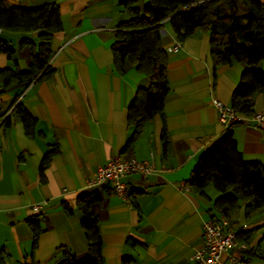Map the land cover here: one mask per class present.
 <instances>
[{
    "label": "crops",
    "instance_id": "0c3cea01",
    "mask_svg": "<svg viewBox=\"0 0 264 264\" xmlns=\"http://www.w3.org/2000/svg\"><path fill=\"white\" fill-rule=\"evenodd\" d=\"M121 1L6 0L25 8L56 3L61 30L50 42L53 73L23 91L10 84L0 93V264H57L65 250L81 256L86 241L75 201L89 190L100 195L90 208L98 217L103 264H190V256L202 246V222L211 217L209 209L218 192L212 186L205 188V194L185 191L180 183L186 182L199 154L224 131L212 98L230 104L244 63L234 60L217 66L213 82L208 32L196 29L185 37L178 49L167 52L168 93L162 114L148 120L122 152L130 132L126 108L136 87L145 85L146 79L132 66L120 74L112 63L114 31L119 22L133 16ZM146 2L134 0L132 6ZM161 28L166 48L176 35L167 20ZM38 33L1 31L0 38L14 48L16 62L0 52V68L26 69L31 50L18 43L23 36L37 41ZM258 67L264 70V60ZM21 92L20 102L36 118L40 131L33 137L25 134L11 111L12 101ZM253 111L264 112V93L254 95ZM7 115L10 122L2 125ZM239 123L233 127V136L242 159L264 163V130L255 128L249 116H242ZM163 127L165 147L160 138ZM54 146L58 152L41 181L40 161ZM114 153L138 159L152 153L164 170L158 175L125 176L131 191L129 203L108 183L87 189L86 179L95 166ZM244 204L229 219L237 232L246 230L243 239L248 247L246 252L233 253H240L247 264H264V207L245 215ZM32 219L40 227L34 249ZM239 220L247 226L241 228Z\"/></svg>",
    "mask_w": 264,
    "mask_h": 264
},
{
    "label": "trees",
    "instance_id": "16d2710c",
    "mask_svg": "<svg viewBox=\"0 0 264 264\" xmlns=\"http://www.w3.org/2000/svg\"><path fill=\"white\" fill-rule=\"evenodd\" d=\"M133 2L121 1L133 16L118 23L110 46L112 63L118 73L122 74L132 66L146 79L145 85L136 87L126 108V125L130 132L122 152L131 146L148 120L163 112L164 98L168 93L167 51L162 47L160 29L165 20L170 23L180 41L196 29L208 32L213 82L217 66L234 60L244 63L239 80L232 90L230 105L242 116H250L254 112V95L264 93V70L258 67V63L264 60V3L260 0H147L137 7L132 6ZM0 29L8 33L39 31L37 41L27 36L19 40L18 46H27L31 50L26 69L0 68V93L10 84L21 86L23 91L53 73L49 64L52 55L50 42L53 34L61 30L56 3L47 2L25 8L0 0ZM0 52L5 53L13 63L16 62L14 48L2 38ZM18 96L11 103V111L21 121L25 134L33 137L40 133L36 130V118L20 100L17 101ZM9 122L7 115L1 124L8 125ZM237 124L240 123L226 127L199 154L186 179L189 189L200 194H205V188L212 186L218 195L209 209L211 217L222 215L229 221L230 213L237 210L241 202L245 203V215L264 207V163L245 162L242 159L233 136V127ZM160 138L165 147V127ZM57 152V146L45 151L38 167L41 181L45 178L44 170ZM99 199L96 190L82 192L76 197L75 206L81 213L80 226L86 250L81 256L65 250L57 264H103L98 217L90 208ZM62 205L68 212L72 211L65 202ZM30 227L34 249L40 233L38 220L32 219ZM244 231L237 232L239 240H244Z\"/></svg>",
    "mask_w": 264,
    "mask_h": 264
},
{
    "label": "built area",
    "instance_id": "2783aa9c",
    "mask_svg": "<svg viewBox=\"0 0 264 264\" xmlns=\"http://www.w3.org/2000/svg\"><path fill=\"white\" fill-rule=\"evenodd\" d=\"M160 33H163L162 28ZM180 44L181 41L175 37L173 43L165 50L167 52L174 51L180 47ZM23 93L19 94L17 101L20 100ZM212 104L216 108L217 120L222 127L226 128L232 123L242 120V116L230 104L223 103L216 98H212ZM249 118L255 128L264 130L263 111H254ZM163 170L164 167L156 163L152 153L144 159L123 157L120 153H114L107 161L95 166L91 175L86 179L85 187L91 189L108 183L121 200L129 203L130 188L124 180L125 176L130 174L158 175ZM180 188L185 191L190 190L186 182L180 183ZM32 209L38 210V205H33ZM239 225L241 228H245L247 222L239 220ZM202 239V246L195 250L189 258L190 264H247L240 253L235 254L233 251L246 250L248 244L245 240L237 238L236 229L226 217L220 215L205 219L202 222Z\"/></svg>",
    "mask_w": 264,
    "mask_h": 264
}]
</instances>
